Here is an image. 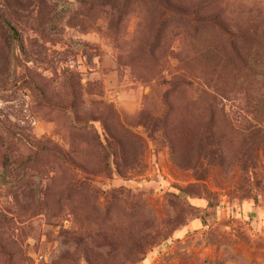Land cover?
I'll return each instance as SVG.
<instances>
[{
  "label": "rangeland",
  "instance_id": "1",
  "mask_svg": "<svg viewBox=\"0 0 264 264\" xmlns=\"http://www.w3.org/2000/svg\"><path fill=\"white\" fill-rule=\"evenodd\" d=\"M0 264H264V0H0Z\"/></svg>",
  "mask_w": 264,
  "mask_h": 264
}]
</instances>
